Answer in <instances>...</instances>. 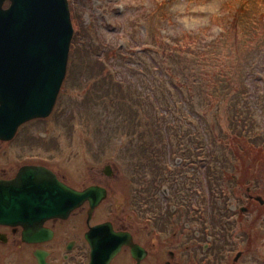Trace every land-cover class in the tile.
<instances>
[{"label":"rangeland","instance_id":"obj_1","mask_svg":"<svg viewBox=\"0 0 264 264\" xmlns=\"http://www.w3.org/2000/svg\"><path fill=\"white\" fill-rule=\"evenodd\" d=\"M254 8L260 13L264 11V0H252ZM160 5L158 11L164 7L169 13L170 19L173 20V25L160 23L159 19L154 22L155 29H160L165 36L174 35L178 29L191 30L198 33H204V37L207 41L215 40L218 37H225V31L223 27L226 26V20L221 19L233 17L239 15L240 6L242 5L241 0H82L79 6V13L76 12V17L80 20L78 24L82 21L83 25H88V28H93L96 33L92 35H98L99 38L109 44L119 45L123 47L124 51L127 47L133 45L132 50L133 57L122 63L116 65V72L122 78L132 82L136 85L138 91L145 96H150L151 100L155 102L154 108H147L150 110L141 111V118L146 121L148 119L149 123L153 122L156 128L161 127L160 132L165 136L164 139L168 140L170 138V126L173 130H177L178 133L172 132V137L169 142H160L158 146L165 152L171 154L172 151H192L190 146L195 143L188 141L198 140L203 142L202 150L205 151L204 155L196 157L194 163L190 166L177 167L184 164L186 161L181 158V161L174 160L175 157L170 158L169 164L171 169L169 170L171 174L169 176H160L163 178L162 184H167L170 187L171 193V182L168 178L176 179L177 183L183 185L184 183H189L185 192H180L181 196H178L174 192L171 193L174 197L182 198L180 199V207L186 206V195L192 196V198H203V189L208 186V184H197L195 181L206 182L205 170L206 166L211 164L214 166V157L208 152L212 151L215 154L219 153L221 149L222 142L215 141V135L224 136L227 138L226 133L230 130L226 124L225 115L221 113V123L223 131H221L218 124L212 127L213 131H219V134L211 133L210 123L216 121L215 111L211 115L207 113L204 106H199L197 102L200 101V97H194L189 102L186 100V96L180 94L176 97L175 105L172 108H168L171 105H161L160 103L165 100V97L172 100L173 97L179 93V89H171L168 86L164 88V91L159 87L162 83H167V80L155 76L152 66L157 64V60L154 55L151 54L152 50H143L144 38L149 41L151 38L148 36L150 29L148 28L145 21L142 19V15L150 10H155V3H163ZM167 4V5H166ZM137 18L139 21L134 28L131 27L128 30V24L130 18ZM145 20V19H144ZM84 27V28H85ZM264 30V25L251 24L249 28L250 33H257ZM129 34L132 35L129 36ZM246 31L241 28L239 30V35L241 37H246ZM80 40L84 39V34H79ZM232 39V38H230ZM167 41L168 38L166 39ZM151 44V43H149ZM151 46V45H149ZM264 51V43L262 47ZM142 52V54H141ZM141 56L139 57V55ZM241 66L237 68L235 77L238 81H241L246 90H249L250 98L249 104L251 113L255 116V122L260 125V132L263 133L264 137V58L260 55L258 58L252 59L248 53L240 56ZM184 60V57H180V61ZM163 61V57L159 59ZM220 61L225 63V60L220 58ZM137 63L141 64L145 69L139 71L137 69ZM90 72V71H88ZM93 74L90 72L88 74L84 71L82 74H77L73 76L72 74L68 77L66 83L65 92L62 93L59 99L58 106L55 112L41 121L34 120L32 122H27V127H30V133H37L42 135H50V141L52 137L54 138L55 152H53L50 163L53 165L61 175H63L70 184L77 186L75 184V177H81L79 182L80 186L88 185L93 182L94 179H100L103 177L107 178L105 171L106 164H112L115 167L112 173V178L115 177L116 191L119 193L118 198L127 193H132L130 186L126 188L129 184V180L132 178L143 185L144 190L148 196H152L157 192L155 187L161 186L160 183L150 184L152 180L158 176L154 169L150 167V170H141L139 166L136 168L130 167V164L139 162L137 150L133 152L129 149V145L136 146L135 149L140 148L139 139H130L131 126L127 122L122 121L125 116L122 110L118 112H109V118L106 120L108 127H103L102 129L96 127L103 119L94 117L96 104H90L86 110L85 105H81L82 99L85 98V92L81 91L83 85H87L89 82H93ZM78 78L80 80H78ZM82 82H84L82 84ZM81 86V88H80ZM93 86L90 85V87ZM170 92H172L171 95ZM190 97V96H189ZM191 102V103H190ZM240 108V106H238ZM86 110V111H85ZM92 113L85 114V112ZM61 112H65V116H59ZM250 114V113H249ZM90 115L89 119L87 116ZM205 115V116H204ZM59 116V117H58ZM202 116V117H201ZM69 119V120H68ZM174 123L175 125H172ZM36 124V125H35ZM153 125V126H154ZM74 126V127H73ZM73 127L72 133H69V128ZM113 128V130H112ZM155 128H152L154 131ZM113 131V132H112ZM151 131V132H152ZM183 134L181 140H177L180 134ZM155 135V134H153ZM156 136V135H155ZM88 137H90L88 139ZM213 138L214 145L216 149H208L210 145V140ZM220 140V137L218 138ZM92 140V142H91ZM132 140V141H130ZM129 141V142H128ZM87 143L89 147L87 146ZM60 144V145H59ZM192 144V145H191ZM205 146V147H204ZM189 147V148H188ZM195 148V146H194ZM156 150L155 148H153ZM152 149V150H153ZM130 151V153H128ZM140 151V150H139ZM127 154L129 157H127ZM132 154V155H131ZM211 156V159H210ZM58 158V161H53V159ZM147 159H152L148 157ZM149 165H154V162H149ZM136 173V175H132ZM167 173V172H166ZM213 179L217 178L215 173H211ZM259 182L263 180L262 175L264 171L258 170ZM141 179V180H140ZM74 180V181H73ZM117 182L119 185H117ZM264 182L260 184H253V187L262 188ZM79 187V186H77ZM216 190V189H215ZM257 191V189H256ZM215 195L218 194L217 191L213 192ZM169 196H164V201L167 200ZM175 200V199H173ZM208 200V199H206ZM233 200V197L232 199ZM212 202V200H211ZM210 200H208V205H205V200L202 201V205H195L194 207L185 208L184 211H189L191 209L194 214L193 226L195 231H202L203 238L207 236H216L215 233L219 234L218 237L210 241V245L205 247L195 246V250H189L186 255L182 252L181 254L185 256L182 259L181 255L176 257L177 260H183L184 264L190 262V264H233L234 258L239 256L240 262L244 259V264H259L257 261V256L261 255L264 257V245L260 250H252L250 243L241 241L244 240L243 235V225L244 221L236 219L235 215L232 213L218 216L217 212L223 211L221 205H224L225 201L218 203L213 206ZM113 203V200H111ZM232 202L229 201L226 205L230 206ZM191 204V201L190 203ZM208 206V207H207ZM190 214V213H188ZM148 217V214H147ZM251 217L248 216L247 220ZM183 221V220H182ZM238 221H241L238 222ZM238 222V223H237ZM262 229L264 230V221L262 223ZM232 231V232H231ZM221 232V233H220ZM231 232V233H230ZM155 232L150 235L154 236ZM206 241L203 240V242ZM235 242L234 246L232 243ZM154 245V243H153ZM177 246V245H176ZM170 245L161 247L163 252L166 251V257H168L167 250L170 248H175ZM160 248V249H161ZM241 251V253H240ZM198 258V260H197ZM262 260V258L259 257ZM241 262V264H242ZM239 264V263H238Z\"/></svg>","mask_w":264,"mask_h":264},{"label":"flooded vegetation","instance_id":"obj_2","mask_svg":"<svg viewBox=\"0 0 264 264\" xmlns=\"http://www.w3.org/2000/svg\"><path fill=\"white\" fill-rule=\"evenodd\" d=\"M30 129L26 123L19 127L14 136L0 137V205L10 201L4 198L9 197V190L34 189L31 183L36 182L37 178L30 173L34 168H48L59 180L69 183L50 163L55 152L54 138L50 141V135L30 133ZM53 161H58V158ZM112 169L114 171L115 167ZM113 171H104L108 174L106 179L101 177L91 183L111 191L107 202L105 200L95 209L87 201L67 216L44 217L28 208L20 211L11 209L13 213L9 212V215L0 208V264H184L183 260H177L176 257L181 255L183 259L185 256L181 253L186 255L194 245L198 246L202 236V231L194 230L193 211H184L195 206L194 200L186 198V206L180 207L179 200L182 198L174 197L168 188H164L159 196L169 198L164 201V197H157L152 203L142 181L137 183L135 179L129 180L126 185V188L130 186L132 193L118 199L116 178L111 177ZM81 178L77 176L76 179L75 184L81 187L75 186L78 189L88 186L79 185ZM31 195L33 202H37V198ZM250 197L245 202L247 213L256 202ZM110 200L113 203H108ZM196 203L202 205L198 201ZM235 205L238 208L240 206L238 203ZM221 207L222 215L231 213L225 205ZM238 208L235 212L239 220L241 215L238 214ZM108 223L114 227L115 231L111 228L113 232H123L128 238H118L111 231H108V236L100 228L103 225L108 227ZM153 232L154 236L150 235ZM206 238L213 239V236ZM168 245L177 246L167 250L168 257L166 251L162 256L161 247ZM238 259L235 257L234 262H240Z\"/></svg>","mask_w":264,"mask_h":264},{"label":"trees","instance_id":"obj_3","mask_svg":"<svg viewBox=\"0 0 264 264\" xmlns=\"http://www.w3.org/2000/svg\"><path fill=\"white\" fill-rule=\"evenodd\" d=\"M70 1L76 34L73 40L68 74L75 76L76 73L86 71L88 74L91 72L94 76L92 87H90V82L83 85L82 88L80 86L85 92V98L80 104L85 105L86 110L90 104H96L94 117L103 119L96 126H100V129L108 127L104 123L109 118V112H118L117 109H119L122 110V113L126 112L122 121L131 126L130 136L139 137L156 134L161 135L164 139L167 134L164 135L160 132L158 127H155L157 124L154 125L153 122L149 123L148 119L144 121L141 118V111L147 108L153 109L155 102L151 100L150 96L142 95L135 84L122 78L116 72L118 63L133 57L135 52L132 50L133 45L124 51L123 47L105 43L98 35H92V33H96L93 28L85 27L82 21L78 24L80 19L76 17V0ZM241 2L239 15L221 18L226 20V26L223 27L225 37H218L211 41L206 40L204 33L197 34L190 31L177 33L168 38L169 41H167L165 35L160 30L155 29L154 26L157 18L160 20L165 17L164 11H158L164 2L159 3L154 12L151 11L149 14L143 15L148 22L150 29L148 36L151 38L149 41L144 38L143 50H152L151 54L157 60V64L152 66L153 72L156 77L159 75L167 80L168 85L162 83L159 87L163 91L167 86L174 90L179 89V93H175L177 95L173 97V102L172 100L169 101L166 96L167 102L163 100L160 106L168 103L171 105L168 108H172L178 101L176 97L180 94L186 96L188 102L194 97H200V101L197 102L200 107L204 106L209 115L215 111L216 121L210 123L211 129L218 124L221 131L224 132L220 117L221 113L225 115L226 124L230 129L226 133L227 138L215 135V139L218 140L220 137L218 141L222 142L220 150L225 151L224 161L226 165L229 162H234L233 156H237L239 146L242 144L243 150L253 155V167L264 171V137L259 138L258 135L262 134L259 132L260 125L255 122V116L251 113L252 104L248 105L249 90H246L245 85L235 77L237 68L241 66L243 60L240 59V56L248 53L252 59H255L262 53L264 30L250 33L249 28L253 23L264 25V11L259 13L254 8L252 0H241ZM138 22V20L130 18L128 30L131 27L134 28ZM241 28L246 31L247 38L239 35ZM80 33L84 34L83 40L79 38ZM181 56L184 57V60L180 61ZM161 57H163L162 62L159 61ZM220 58L225 60V63L221 62ZM137 69L143 71L145 68L137 63ZM147 110L150 113V110ZM85 114L92 115L88 111ZM90 115L87 116L89 119L91 118ZM153 127L155 128L154 131H152ZM212 133L219 134L220 132L215 130ZM150 141L152 143V140ZM151 143L148 139H143V144L140 142V151L149 154ZM199 148H201L200 145ZM226 172V175L229 176V171Z\"/></svg>","mask_w":264,"mask_h":264},{"label":"water","instance_id":"obj_4","mask_svg":"<svg viewBox=\"0 0 264 264\" xmlns=\"http://www.w3.org/2000/svg\"><path fill=\"white\" fill-rule=\"evenodd\" d=\"M5 1L0 0V137L9 138L22 123L51 113L66 77L74 30L68 0H10L7 9ZM36 170L33 191L9 190L4 197L11 198L14 210L67 216L86 199L95 205L105 195L98 187L81 192L51 171ZM29 193L37 202L22 203Z\"/></svg>","mask_w":264,"mask_h":264}]
</instances>
